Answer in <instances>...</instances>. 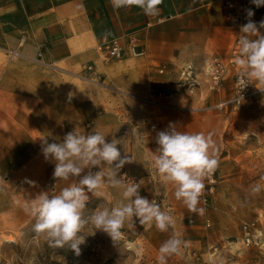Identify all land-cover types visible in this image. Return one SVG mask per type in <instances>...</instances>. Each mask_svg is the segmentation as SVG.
<instances>
[{
	"label": "crops",
	"instance_id": "1",
	"mask_svg": "<svg viewBox=\"0 0 264 264\" xmlns=\"http://www.w3.org/2000/svg\"><path fill=\"white\" fill-rule=\"evenodd\" d=\"M225 1L162 0L159 15L146 16L135 6L114 9L110 0H0V214L17 215L4 226L31 222L26 206L41 191L58 194L80 179L53 176L55 163L45 160L41 137L59 143L74 129L101 131L130 157L120 171L145 181V198L175 197L171 183L159 189L165 181L151 163L157 132L170 123L189 133H211L216 155L222 151L219 135L228 116L208 106L227 96L231 83L210 94L202 81L190 92L179 68L189 62L200 68L213 55H227L234 31ZM261 8L250 18L257 26L264 20ZM127 35L145 55L133 57L126 48L121 57L104 60L98 44ZM116 191L106 183L96 195ZM168 202L158 204L176 218L168 231L140 223L127 231L152 241L161 233V242L179 235L197 246V226L178 222L182 201Z\"/></svg>",
	"mask_w": 264,
	"mask_h": 264
},
{
	"label": "clouds",
	"instance_id": "2",
	"mask_svg": "<svg viewBox=\"0 0 264 264\" xmlns=\"http://www.w3.org/2000/svg\"><path fill=\"white\" fill-rule=\"evenodd\" d=\"M250 2L256 7L264 6V0ZM110 3L114 9L135 6L146 16H157L162 0H110ZM253 15V11L248 9L247 16ZM260 29H264V20L259 22V26L251 19L240 26L239 47L233 62L240 69L241 89L249 83L264 86V35ZM71 96L69 93V98ZM105 137L98 130L85 134L76 129L68 132L59 143H49L41 137L45 160L55 163L53 176L63 180L80 177L77 184L62 188L58 194L41 191L26 206L36 220L35 232L43 234L52 247L68 246L79 254V245L84 242V237L78 233L89 223L94 230L105 232L114 242L120 239L125 223L133 221L134 217L141 225L154 223L161 232L168 231L173 225L171 215L139 194V182L125 183L122 175L118 176L131 159L122 155L116 140L108 142ZM156 143L159 147L152 152L151 159L156 172L165 182L174 185L177 200H181L190 212L202 215L204 209L197 205L205 188L204 180L215 172L219 163L212 134L181 131L170 123L167 130L157 132ZM94 168L98 170L92 171ZM85 169H88L87 173L81 176ZM106 183L122 189L121 199L111 208H97L85 217L89 193L98 194ZM262 190L264 185L260 183L251 187L253 194ZM186 246L187 242L179 235L171 236L159 247L157 264H167L170 256L179 254Z\"/></svg>",
	"mask_w": 264,
	"mask_h": 264
},
{
	"label": "rangeland",
	"instance_id": "3",
	"mask_svg": "<svg viewBox=\"0 0 264 264\" xmlns=\"http://www.w3.org/2000/svg\"><path fill=\"white\" fill-rule=\"evenodd\" d=\"M225 112L228 119L219 135L223 148L217 155L219 163L213 192L206 202L200 197L197 205L204 212L202 215L190 212L181 202L183 207L177 217L181 224L197 226L198 244L187 243L180 251L186 259L172 255L167 264H264V190L258 194L251 192L253 185H264V96H255L236 111ZM120 175L125 183H130L128 177L134 178L123 171ZM137 180L141 185L140 194L145 181ZM168 184L162 182L159 189H165ZM120 199L118 189L110 197L90 196L85 217L97 208H111ZM147 199L157 204L164 199L168 203L180 201L157 195ZM16 217L14 213L0 214V221H3L0 264H157L158 249L163 243L161 233L154 236L153 241L144 234L131 235L127 229L139 223L134 217L133 221L125 223L120 239L115 242L105 232L86 224L78 233L84 237V242L76 254L68 246H50L43 234L35 232L34 218L27 224L13 221L4 226L5 219ZM153 224L142 226L148 225L149 230Z\"/></svg>",
	"mask_w": 264,
	"mask_h": 264
},
{
	"label": "built area",
	"instance_id": "4",
	"mask_svg": "<svg viewBox=\"0 0 264 264\" xmlns=\"http://www.w3.org/2000/svg\"><path fill=\"white\" fill-rule=\"evenodd\" d=\"M225 7L228 24L234 31V39L227 55H213L209 59H206L200 68L192 62L185 63L179 68V79L190 92L198 88L203 81L205 84V90L210 94L223 92L226 88V83L229 81L231 85L228 95L216 100L210 104L208 108L233 112L240 106L249 104L257 94L264 96V86L259 84L254 85L249 83L241 89L239 80L240 69L233 62L239 47L238 34L240 26L248 22L251 18L247 16V10L251 9L255 14L259 13L262 8L256 7L254 4L244 0H226ZM126 48H128L129 53L133 57H141L145 55L144 50L140 48L136 39L131 35L121 38H105L97 46V49L103 56L104 60L121 57ZM159 71L163 72V69L161 68ZM240 96L243 98L242 100L239 98ZM216 173L217 168L212 175L204 180L205 188L201 195L204 202L209 199L213 192L216 182ZM130 179L131 178L129 177L127 178L129 182L132 181ZM205 225L208 227L210 225L209 221L206 222Z\"/></svg>",
	"mask_w": 264,
	"mask_h": 264
},
{
	"label": "bare ground",
	"instance_id": "5",
	"mask_svg": "<svg viewBox=\"0 0 264 264\" xmlns=\"http://www.w3.org/2000/svg\"><path fill=\"white\" fill-rule=\"evenodd\" d=\"M219 111V110H218ZM130 180H133V182H138V180L137 179H135V178H131Z\"/></svg>",
	"mask_w": 264,
	"mask_h": 264
}]
</instances>
